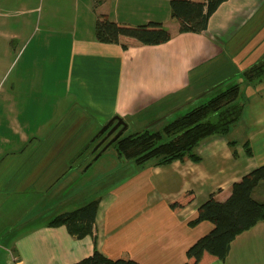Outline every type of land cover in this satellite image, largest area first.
I'll use <instances>...</instances> for the list:
<instances>
[{"label":"crops","instance_id":"1","mask_svg":"<svg viewBox=\"0 0 264 264\" xmlns=\"http://www.w3.org/2000/svg\"><path fill=\"white\" fill-rule=\"evenodd\" d=\"M170 1L41 0L38 7L10 13L3 6L27 0H0L2 48L9 52L16 46L9 39L19 40L21 62L0 102L7 115L0 119V264L14 256L16 264H72L95 248L113 258L128 252L141 264H183L187 249L213 228L207 220L189 224L199 206L211 194L225 201L235 181L264 164V79H256L244 89L242 119L227 136L202 140L199 161L127 160L123 170L113 169L120 174L129 167L127 178L94 198L93 234L78 237L65 224H49L94 200L80 196L83 184L74 194L73 181L97 152L84 149L110 118L119 115L129 127L161 112L175 116L196 97L243 82L244 72L264 60V0H226L199 32L180 31ZM98 13L133 24L161 21L172 37L160 44L130 36L100 42ZM11 17H17V29L6 28ZM59 83L63 93H42V85ZM42 108H49L48 125ZM247 139L252 155L244 147ZM190 190L193 201L171 207ZM253 196L264 201V181ZM207 264H264V222L237 235L226 259Z\"/></svg>","mask_w":264,"mask_h":264},{"label":"trees","instance_id":"2","mask_svg":"<svg viewBox=\"0 0 264 264\" xmlns=\"http://www.w3.org/2000/svg\"><path fill=\"white\" fill-rule=\"evenodd\" d=\"M224 1L226 0H171V14L179 21L180 31L199 32L207 28L209 18ZM95 35L100 42L120 43L122 36H130L143 44H160L172 37L161 21L133 24L112 20L105 13L97 15ZM123 47L127 48V45L123 44ZM244 75L243 82L228 84L225 89H220L207 101L169 121L160 130L146 128L128 135L122 133L114 141L117 143L119 156L137 165L152 161L166 164L186 157L199 161L201 157L197 153V147L202 140L218 134L227 136L232 127L242 119L245 110L244 85L256 79H264V60L249 67ZM244 82L247 84H243ZM99 138L100 135L90 140L84 150L90 149ZM235 143V140H229L230 145L235 146ZM244 147L248 155L253 154L248 139L245 140ZM263 181L264 164L235 181L232 193L225 201H220L211 194L199 206L197 216L189 224L196 225L207 220L213 224V228L187 249V260L183 264H207L215 259H226L237 235L251 229L258 222H264V201L253 196L254 189ZM194 198V191H185L171 201L170 205L176 210L182 209ZM98 203L99 199H94L63 212L49 224H65L78 237L93 234ZM72 264L141 263L128 252L113 258L95 248L90 255Z\"/></svg>","mask_w":264,"mask_h":264},{"label":"rangeland","instance_id":"3","mask_svg":"<svg viewBox=\"0 0 264 264\" xmlns=\"http://www.w3.org/2000/svg\"><path fill=\"white\" fill-rule=\"evenodd\" d=\"M40 5H41V0H27L25 5L13 4V5H9L6 7L3 6V11L4 12H10V13H18L22 10L32 9V8L38 7ZM16 18L17 17H11L9 20H7V22H6V28L7 29H11V30L17 29V28H15V25L17 23ZM27 30H28V28L25 26L24 31H23L24 34H26ZM9 41H10L11 45L12 44L16 45L15 48H11L9 50V52H5V50L2 48L4 46H6V44L4 42H0V102H1L2 96L4 94L5 88H8L10 86L11 81L13 80V78L16 75L17 68L19 67V65L21 63L20 59H19L20 56H18V50L16 49L19 45V40L15 39L13 41V39H9ZM12 41H13V43H11ZM18 60H19V63L17 64ZM43 66H44V64L42 63V67ZM44 72L47 73V69H44ZM45 78H47V77H45ZM6 79H8V80L6 81ZM236 81H239V80L237 79ZM227 86L228 85H226V84L221 85V86L217 87L212 93H209L207 96L203 95V96L196 97L194 99L195 101H197L195 104L193 103V100L188 102L186 105L183 106V107L186 106V108L184 110H182L181 112H178L175 116H169L166 112H161L160 115L153 116V118L151 120L147 119L146 121L142 122L141 124L134 123L132 120V123L129 125V127L126 130H124L123 134L128 135L130 133L140 131V130H144L146 128L154 130V131L160 130L169 121L175 119L179 115L186 113L187 111H189L193 107L207 101L213 95H215L220 89L221 90L225 89ZM247 86H248V84L244 85V89ZM42 93H44V94H60V93H63V85L61 83H59L58 86L42 85ZM244 97H245V101H246L247 95L244 94ZM66 102L69 103L70 101L67 100ZM43 103L44 104L47 103L49 105L50 102H43ZM42 112H44V114L41 117V120L42 121L46 120L47 122L45 124L48 125L49 116H45V115H46V113L49 112V108H42ZM6 117H7L6 112L0 110V119L3 120ZM36 119H39V118H36ZM55 120H56V117L53 118L52 123H54ZM106 123H104V124H106ZM103 125L94 134V136H92V139L95 138L96 134L101 130ZM100 136H101V134H100ZM102 138L96 144H94L92 146L91 150H94L95 146L102 140ZM107 142H104L102 147H104V145ZM102 147H100L99 149L101 150ZM100 150L98 152H100ZM89 152H90V150L87 153H85V155L86 154L88 155ZM98 152H96L95 155L90 159V161H89L90 163L87 164V165H89V167L83 173H81L79 175L80 178H76L73 181V183H74V194L77 193L75 189H77L78 186H81L83 184V187H82L83 189L80 193L81 194L80 196L81 197H88V195H90L94 199L96 197H99V195L102 192L107 191L108 189L112 188L114 185L120 183L118 181L127 178V177H124V175H126L125 172L129 171V167H126L125 172L122 171L120 174H115V172L113 170L114 168L123 170L122 168H125V165H127L126 164L127 160L125 158H121L118 154L117 143H115V142L111 143L94 160V157L96 156V154ZM87 165L85 166V168L87 167ZM74 199H75V197H74ZM74 205H77V204H75V202H74ZM43 206L44 205H41L40 207L42 208ZM47 210H48V208L44 211V213ZM1 247L4 248L5 246L3 245ZM10 264H13L12 259H11Z\"/></svg>","mask_w":264,"mask_h":264},{"label":"water","instance_id":"4","mask_svg":"<svg viewBox=\"0 0 264 264\" xmlns=\"http://www.w3.org/2000/svg\"><path fill=\"white\" fill-rule=\"evenodd\" d=\"M128 127L125 119L119 115H115L110 118L106 124L103 125L101 130L96 134L95 138L100 134L104 133L106 130V134L102 138V140L95 146L94 151L97 150L104 142H107L104 147L101 148L100 152L96 154L94 160L111 144L113 143ZM94 138V139H95Z\"/></svg>","mask_w":264,"mask_h":264},{"label":"built area","instance_id":"5","mask_svg":"<svg viewBox=\"0 0 264 264\" xmlns=\"http://www.w3.org/2000/svg\"><path fill=\"white\" fill-rule=\"evenodd\" d=\"M13 262H14V264H16V262H17L16 256L13 257Z\"/></svg>","mask_w":264,"mask_h":264},{"label":"flooded vegetation","instance_id":"6","mask_svg":"<svg viewBox=\"0 0 264 264\" xmlns=\"http://www.w3.org/2000/svg\"><path fill=\"white\" fill-rule=\"evenodd\" d=\"M107 130L101 134L100 138H102L106 134Z\"/></svg>","mask_w":264,"mask_h":264}]
</instances>
